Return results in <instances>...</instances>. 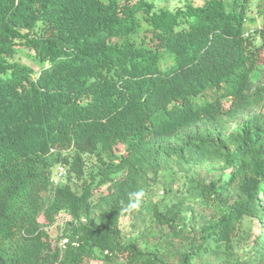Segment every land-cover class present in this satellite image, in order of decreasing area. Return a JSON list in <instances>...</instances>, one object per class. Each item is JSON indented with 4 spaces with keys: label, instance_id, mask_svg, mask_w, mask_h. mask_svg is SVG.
Instances as JSON below:
<instances>
[{
    "label": "trees",
    "instance_id": "obj_1",
    "mask_svg": "<svg viewBox=\"0 0 264 264\" xmlns=\"http://www.w3.org/2000/svg\"><path fill=\"white\" fill-rule=\"evenodd\" d=\"M120 1L0 0V264H264V0Z\"/></svg>",
    "mask_w": 264,
    "mask_h": 264
},
{
    "label": "rangeland",
    "instance_id": "obj_2",
    "mask_svg": "<svg viewBox=\"0 0 264 264\" xmlns=\"http://www.w3.org/2000/svg\"><path fill=\"white\" fill-rule=\"evenodd\" d=\"M100 1H102L103 3H107L109 0H100ZM122 1L123 0H121L120 2H122ZM261 1L262 0H249V2H250V10L248 12L249 17L258 18V4ZM153 2L155 3V6L158 8L166 7V8L171 9L173 6H177L176 5L177 0H153ZM200 2H201V0H200ZM32 54H33V52L31 50L22 47V48H19V54L15 58L17 60H20L22 63L32 67L34 70H37V67L29 58V56H31ZM228 105H229V102L224 101V106L228 107ZM65 178H66V171L64 168H62V176L60 177V179L58 181V177L56 174L54 183H56V182L63 183V182H65ZM100 192L101 191L96 192L95 196L98 195ZM40 222H43V219H40ZM126 222H127V219L122 220L123 225L126 224ZM140 230H141V225L138 222L135 229L133 228L132 231L134 232V235L137 236V234L140 235V232H139ZM143 231H145V230H142L141 232H143ZM50 234H51V241L55 244L58 240H57L56 232L52 228L50 229ZM60 244H63V242ZM84 264H102V263L100 261H87ZM118 264H121V263H118Z\"/></svg>",
    "mask_w": 264,
    "mask_h": 264
},
{
    "label": "clouds",
    "instance_id": "obj_3",
    "mask_svg": "<svg viewBox=\"0 0 264 264\" xmlns=\"http://www.w3.org/2000/svg\"><path fill=\"white\" fill-rule=\"evenodd\" d=\"M143 196L142 191H137L129 196V202L122 209L125 212H132L134 210L139 209L141 205V198ZM134 197V198H133Z\"/></svg>",
    "mask_w": 264,
    "mask_h": 264
},
{
    "label": "built area",
    "instance_id": "obj_4",
    "mask_svg": "<svg viewBox=\"0 0 264 264\" xmlns=\"http://www.w3.org/2000/svg\"><path fill=\"white\" fill-rule=\"evenodd\" d=\"M61 176H62V168L59 167V168H58V173H57L58 181H59V179H60ZM57 183H58V182H56L55 184H57Z\"/></svg>",
    "mask_w": 264,
    "mask_h": 264
}]
</instances>
